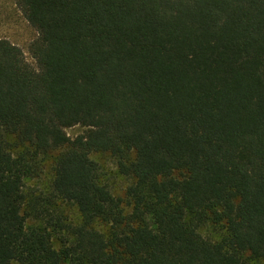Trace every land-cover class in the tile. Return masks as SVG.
<instances>
[{
	"label": "trees",
	"instance_id": "16d2710c",
	"mask_svg": "<svg viewBox=\"0 0 264 264\" xmlns=\"http://www.w3.org/2000/svg\"><path fill=\"white\" fill-rule=\"evenodd\" d=\"M13 3L35 66L0 38V264L264 258V0ZM92 152L131 179L123 197ZM54 153L50 187L78 214L60 248L21 212Z\"/></svg>",
	"mask_w": 264,
	"mask_h": 264
},
{
	"label": "rangeland",
	"instance_id": "374dc122",
	"mask_svg": "<svg viewBox=\"0 0 264 264\" xmlns=\"http://www.w3.org/2000/svg\"><path fill=\"white\" fill-rule=\"evenodd\" d=\"M36 36V30L24 19L21 12L16 8L13 0H0V38H6L18 45L24 53L25 59L32 66H35L33 58L28 52L29 43ZM83 131V127L75 125L66 128L70 137ZM55 153L42 158V170L40 174L27 179L24 186V199L21 212L25 215V225L40 226L48 235L50 243L55 248H60L63 241L70 243L72 239L68 236V224L76 223L78 214L76 207L62 201L54 196L50 187L51 171ZM93 158L100 172V181L107 185L109 191L116 197H123L124 190L131 182V179L116 172L114 160L108 153L92 152ZM94 226L105 231V225L95 223ZM200 233L211 240L217 239L219 231L210 225L199 228ZM254 264H264V258L254 261Z\"/></svg>",
	"mask_w": 264,
	"mask_h": 264
}]
</instances>
